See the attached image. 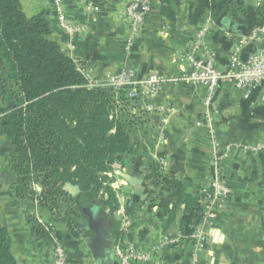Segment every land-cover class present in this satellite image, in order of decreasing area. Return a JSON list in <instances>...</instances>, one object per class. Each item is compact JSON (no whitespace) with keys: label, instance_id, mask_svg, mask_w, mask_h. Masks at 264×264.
<instances>
[{"label":"crops","instance_id":"crops-1","mask_svg":"<svg viewBox=\"0 0 264 264\" xmlns=\"http://www.w3.org/2000/svg\"><path fill=\"white\" fill-rule=\"evenodd\" d=\"M129 1L62 0L66 29L53 13L51 0H19L27 18L48 13L50 40L79 66L90 83L103 84L107 76L122 69L132 72L142 106L161 117L158 142L151 156L162 166L165 176L183 181L186 191L194 196L219 179L231 195L226 201L212 200L213 219L202 222L190 239H182V211L168 222L158 203L149 199L151 186L144 180L146 160L118 156L114 164L117 169L108 176L113 179L112 189L118 192L115 220L119 224L129 220L131 229L116 246L132 247L149 255L145 264H264V152L244 150L264 137L260 91L244 100L239 90L220 84L206 109L207 89L183 79L189 64L182 56L196 32L210 20L209 12L192 25L189 15L193 0H152L148 19L132 35L124 14ZM263 2L258 0L256 7ZM162 6L170 8L174 21L161 14ZM258 25H264V15ZM240 42L241 59L261 47L247 42V36L228 34L213 23L205 43L215 53L218 70L227 69L230 55ZM152 75L160 76L164 83L149 87L145 82ZM10 108L11 104L0 97V126ZM12 158L9 140L0 135V225L8 232L16 264H53V246L40 247L32 241L24 210L9 196L16 180ZM125 177L141 181L142 191L136 193ZM141 195L146 198L142 200ZM37 216L52 227L53 240L64 246L68 264H95L82 240L70 237L64 225L53 223L49 212ZM200 236L205 242L200 243ZM165 237L171 243L160 249L158 245Z\"/></svg>","mask_w":264,"mask_h":264},{"label":"trees","instance_id":"trees-1","mask_svg":"<svg viewBox=\"0 0 264 264\" xmlns=\"http://www.w3.org/2000/svg\"><path fill=\"white\" fill-rule=\"evenodd\" d=\"M193 1L192 25L209 12L213 23L225 16L244 25L249 35L264 15V2L247 7L242 0ZM161 14L175 20L167 6ZM51 34L47 12L27 18L19 0H0V97L11 104L0 135L13 148L10 163L16 180L9 196L24 210L32 241L40 247L53 245L52 227L37 216L43 211L53 223L64 225L70 237L82 240L86 219L78 201L88 196L111 218L117 243L118 192L107 174L113 173L118 156L146 160L150 201L158 203L168 222L181 210V237L190 239L203 220L202 202L186 191L183 181L165 176L151 156L159 138V114L142 106L137 88L130 97L131 87L90 86L79 66L50 40ZM67 180L79 188V196L63 190ZM10 246L0 225V264H16Z\"/></svg>","mask_w":264,"mask_h":264},{"label":"built area","instance_id":"built-area-1","mask_svg":"<svg viewBox=\"0 0 264 264\" xmlns=\"http://www.w3.org/2000/svg\"><path fill=\"white\" fill-rule=\"evenodd\" d=\"M51 8L55 13L60 25L65 26L62 15V0H51ZM152 10V0H130L124 9V14L128 20V26L132 35L136 34L148 19ZM213 22L210 19L207 24L200 28L193 39L192 44L183 54L182 58L189 64V72L184 76V80L195 86H203L207 89V98L205 107L209 109L212 103V97L215 94L220 84H228L242 93L244 100H248L253 92L259 90L260 94L258 102L264 103V25L256 26L252 32L247 35V42L256 44L259 47L256 51L250 54L247 58L241 59L240 52L243 42H240L230 55L228 67L225 71H220L215 66V53L207 49L205 38ZM89 82V81H88ZM164 83V79L157 75H152L145 82L151 88H155ZM92 87L106 85L115 89L127 86L131 87L130 97L136 94L138 84L134 82L133 74L127 69H122L115 75L107 76L105 82L100 85H95L89 82ZM245 151L253 153L264 152V137L261 141L254 145L244 148ZM117 166L113 165V171ZM108 173L107 176H111ZM231 192L226 184L214 179L210 188L201 192L198 196L202 202L203 220L209 222L213 219L210 203L214 199L228 200ZM131 229L129 220L123 219L119 227V239L123 240L127 237ZM117 241V243H119ZM205 242V237L200 236V243ZM116 243V244H117ZM171 243L167 237L160 241L158 247L165 248ZM51 257L53 264H68L65 248L58 242H53ZM114 261L117 264H145L150 260L149 255L136 251L132 247L123 248L121 245H115Z\"/></svg>","mask_w":264,"mask_h":264},{"label":"water","instance_id":"water-1","mask_svg":"<svg viewBox=\"0 0 264 264\" xmlns=\"http://www.w3.org/2000/svg\"><path fill=\"white\" fill-rule=\"evenodd\" d=\"M242 1L247 7H256L258 5V0ZM216 25L228 34L239 37L247 36L245 26L238 24L228 17L223 16L216 22ZM125 179L130 186L136 189V193L142 191L143 188L141 186V181L130 180L128 177H125ZM63 190L72 197L80 195L79 188L71 185L69 180H67ZM141 196L142 200L146 198V195ZM78 204L81 214L86 219L82 225L86 233L82 242L87 248L92 261L95 264H113L116 239L112 234L113 222L111 218L108 217L106 219L103 216L102 207L96 206L94 201H92L88 196H81Z\"/></svg>","mask_w":264,"mask_h":264},{"label":"rangeland","instance_id":"rangeland-1","mask_svg":"<svg viewBox=\"0 0 264 264\" xmlns=\"http://www.w3.org/2000/svg\"><path fill=\"white\" fill-rule=\"evenodd\" d=\"M117 169V168H116Z\"/></svg>","mask_w":264,"mask_h":264}]
</instances>
